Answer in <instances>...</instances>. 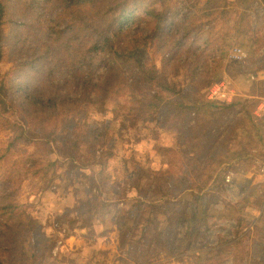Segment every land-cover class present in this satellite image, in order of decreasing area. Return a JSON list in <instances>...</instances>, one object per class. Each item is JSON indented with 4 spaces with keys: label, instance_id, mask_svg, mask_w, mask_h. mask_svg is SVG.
<instances>
[{
    "label": "rangeland",
    "instance_id": "374dc122",
    "mask_svg": "<svg viewBox=\"0 0 264 264\" xmlns=\"http://www.w3.org/2000/svg\"><path fill=\"white\" fill-rule=\"evenodd\" d=\"M193 1L200 11L180 4L176 17L182 26L192 22L190 43L212 41L199 80L184 67L163 70L161 56L145 43L134 61V94L118 100L126 112L110 111L99 139H85L91 149L65 147L61 127L49 137L27 127L38 137L25 150L47 142L55 159L45 179L32 175L19 186L20 203L35 212L47 238L43 264L264 262V248L254 246L259 234L264 243V119L254 115L261 86L249 77H264V0H218L213 10L214 3ZM139 28L145 32L143 23ZM237 45L245 54L240 64L229 58ZM10 64L2 61L1 73ZM104 73L101 67L95 76ZM224 77L236 104L221 109L213 90ZM11 136L0 129V145ZM92 198L100 205L91 210L85 203L90 207ZM241 239L251 256L242 260L239 249H229ZM36 247L25 243L29 254Z\"/></svg>",
    "mask_w": 264,
    "mask_h": 264
},
{
    "label": "trees",
    "instance_id": "16d2710c",
    "mask_svg": "<svg viewBox=\"0 0 264 264\" xmlns=\"http://www.w3.org/2000/svg\"><path fill=\"white\" fill-rule=\"evenodd\" d=\"M189 1L0 0V63H11L7 72L0 69V129L12 132L0 145V264H43L42 252H49L35 212L19 201V186L32 175L45 179L55 159L47 142L25 150L38 137L27 127H37L46 137L57 135L61 127L65 147L85 153V143L91 149L85 139H99L110 111L117 116L126 112L118 109V100L134 94L139 75L134 61L145 43L161 56L163 70L184 67L199 80L198 66L207 68L213 44L190 43L192 22L187 19L189 25L182 26L176 17L180 4L199 6ZM212 3V10L219 6L218 0L205 2L207 7ZM141 23L145 32H139ZM101 67L105 73L99 78L95 71ZM222 103L221 109L236 104ZM60 119L66 124L59 126ZM97 204L93 199L85 206L92 210ZM106 206L97 215L101 224ZM28 240L37 246L32 254L25 249ZM242 244L241 239L229 248L239 249L241 260L251 257ZM254 246L264 248L260 234Z\"/></svg>",
    "mask_w": 264,
    "mask_h": 264
},
{
    "label": "built area",
    "instance_id": "2783aa9c",
    "mask_svg": "<svg viewBox=\"0 0 264 264\" xmlns=\"http://www.w3.org/2000/svg\"><path fill=\"white\" fill-rule=\"evenodd\" d=\"M244 56L245 54L243 48L240 46L233 47L229 54L230 60L234 62L243 61ZM249 77L251 81H257L258 84H260L261 86L260 93L255 95V97H257L256 99L258 100V102H256L255 105L256 110L254 112V115L259 120L264 119V77L258 78L257 75L254 73L250 74ZM229 82H230V78L224 77L222 81H220L214 86V90H213V93L215 95L220 96L223 99V101H227V102H231L233 100V97H231V95L224 88L226 84H229ZM229 179L230 176L227 175V181H229Z\"/></svg>",
    "mask_w": 264,
    "mask_h": 264
},
{
    "label": "crops",
    "instance_id": "0c3cea01",
    "mask_svg": "<svg viewBox=\"0 0 264 264\" xmlns=\"http://www.w3.org/2000/svg\"><path fill=\"white\" fill-rule=\"evenodd\" d=\"M256 84L259 85L258 82H256Z\"/></svg>",
    "mask_w": 264,
    "mask_h": 264
},
{
    "label": "bare ground",
    "instance_id": "6f19581e",
    "mask_svg": "<svg viewBox=\"0 0 264 264\" xmlns=\"http://www.w3.org/2000/svg\"><path fill=\"white\" fill-rule=\"evenodd\" d=\"M230 81H231V78H230Z\"/></svg>",
    "mask_w": 264,
    "mask_h": 264
}]
</instances>
